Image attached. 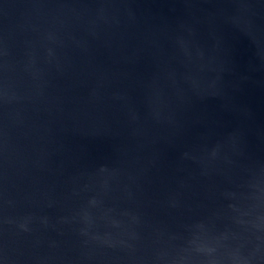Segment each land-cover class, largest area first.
<instances>
[{"label":"water","instance_id":"1","mask_svg":"<svg viewBox=\"0 0 264 264\" xmlns=\"http://www.w3.org/2000/svg\"><path fill=\"white\" fill-rule=\"evenodd\" d=\"M0 264H264V0H0Z\"/></svg>","mask_w":264,"mask_h":264}]
</instances>
